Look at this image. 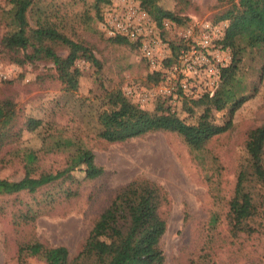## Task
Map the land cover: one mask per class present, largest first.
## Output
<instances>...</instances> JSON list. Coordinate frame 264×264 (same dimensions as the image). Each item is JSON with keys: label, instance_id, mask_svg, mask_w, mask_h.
<instances>
[{"label": "rangeland", "instance_id": "374dc122", "mask_svg": "<svg viewBox=\"0 0 264 264\" xmlns=\"http://www.w3.org/2000/svg\"><path fill=\"white\" fill-rule=\"evenodd\" d=\"M96 1L43 0L101 62L99 70L82 60L75 63L81 72L76 91L64 90L50 62L20 66L0 55V101L15 105L13 120L0 133V179L23 177L22 154L40 147L45 129L54 136L80 140L103 170L101 176L88 180L80 167L69 178L34 194L0 198V264H17L19 246L34 242L63 246L72 258L117 191L136 179L156 182L168 193L169 204L161 209L167 223L161 240L163 264H188L208 242L215 264H264V236L231 238L226 220L237 173L248 159L247 133L264 125V75L260 80L264 47L260 52L247 50L244 56V74L254 86V95L236 111L232 128L201 151H191L169 131L108 143L96 137L92 119L104 91L121 89L141 108L152 111L163 103L186 123L226 122L228 109L216 111L210 103L218 87L217 73L231 61L230 50L219 42L227 31L264 40V0H236V9L218 0H161L164 9L181 18L180 24L164 19L162 28L137 0L101 4V20L95 17ZM8 8L9 1L0 0V11ZM129 15L141 36L126 37L128 44L111 42L125 37L112 30L113 22ZM58 53L64 55L66 50ZM155 77L157 83L151 80ZM29 118L42 120L44 128L28 131ZM39 157L36 174L50 178L64 167L68 155ZM31 216L34 221L25 220ZM22 264L43 262L26 257Z\"/></svg>", "mask_w": 264, "mask_h": 264}, {"label": "trees", "instance_id": "16d2710c", "mask_svg": "<svg viewBox=\"0 0 264 264\" xmlns=\"http://www.w3.org/2000/svg\"><path fill=\"white\" fill-rule=\"evenodd\" d=\"M10 8L0 11V55L23 66L36 62H50L55 77L67 92L76 91L81 72L74 67L77 61L89 63L99 70L101 62L93 49L77 39L75 29H66L64 20L51 12L43 0H8ZM110 0H97L96 16L102 19L101 4ZM152 17L159 28L163 20L181 23L173 11L164 9L161 0H137ZM236 9V0H218ZM254 18H258L254 15ZM113 43H126V37L117 36ZM231 52L230 64L220 69L218 87L212 97L211 106L216 111L228 109V120L223 124L186 123L175 111L158 104L148 111L132 102L121 89L105 90L100 104L95 107L92 119L96 137L108 142L119 143L146 133L169 131L176 133L191 151H201L211 139L228 132L236 111L254 95V86L248 82L244 67L247 50H262L264 40L252 37H236L227 31L219 42ZM59 49H65L61 55ZM173 51L174 48L172 47ZM158 75V74H155ZM264 67L260 69V80ZM155 83L158 78H152ZM190 110V109H188ZM15 116L12 101H0V133ZM207 118V115H203ZM43 121L29 118L27 130L43 129ZM38 149H25L22 154L24 175L10 181L0 179V198L18 195L21 192L34 194L39 189L69 178L72 171L84 167L88 180L102 175L103 170L94 162V154L73 137L54 136L44 130ZM0 142V147H1ZM247 163L237 173L233 194L227 202V228L231 238L264 236V125L247 133ZM64 153V167L52 177L36 174L39 169V154L42 156ZM69 194V193H68ZM72 195V194H69ZM67 195V197L69 196ZM75 195V194H73ZM169 204L168 193L156 182L147 179L132 180L119 189L110 204L93 224L81 250L72 258L63 246L47 247L39 242L19 246L17 264L26 257H36L43 264H163L165 257L161 240L167 223L161 209ZM0 207V211H1ZM34 221L35 216L25 220ZM216 218L211 228L215 229ZM188 264H215L212 244L209 242Z\"/></svg>", "mask_w": 264, "mask_h": 264}, {"label": "built area", "instance_id": "2783aa9c", "mask_svg": "<svg viewBox=\"0 0 264 264\" xmlns=\"http://www.w3.org/2000/svg\"><path fill=\"white\" fill-rule=\"evenodd\" d=\"M132 16L129 15L126 20L116 19L113 22L112 30L118 35L125 36L127 38H139L141 36L139 32V25H135L134 21L131 20ZM146 55L150 56V50H146ZM219 75V73H217Z\"/></svg>", "mask_w": 264, "mask_h": 264}]
</instances>
